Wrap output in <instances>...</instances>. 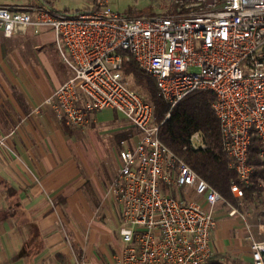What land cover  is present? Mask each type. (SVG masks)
Masks as SVG:
<instances>
[{
	"label": "built area",
	"instance_id": "2783aa9c",
	"mask_svg": "<svg viewBox=\"0 0 264 264\" xmlns=\"http://www.w3.org/2000/svg\"><path fill=\"white\" fill-rule=\"evenodd\" d=\"M166 1L169 12L152 17L112 12L108 0L74 14L41 4L0 6L4 37L54 35L70 71L42 102L57 120L83 128L96 111L110 108L139 132L133 148L120 141L119 166L107 189L120 211L122 247L114 264H206L216 210L228 217L238 213L160 142L151 105L125 81V63L133 61L154 80L169 110L189 93L213 95L220 147L238 179L229 186L234 199L241 201L242 186L251 184L253 139L264 161V0ZM168 118L166 113L163 121ZM189 142L205 149L197 133ZM242 227L250 264H264V217Z\"/></svg>",
	"mask_w": 264,
	"mask_h": 264
},
{
	"label": "crops",
	"instance_id": "0c3cea01",
	"mask_svg": "<svg viewBox=\"0 0 264 264\" xmlns=\"http://www.w3.org/2000/svg\"><path fill=\"white\" fill-rule=\"evenodd\" d=\"M32 3L0 0L4 7L43 5ZM38 34L0 32V264H114L122 247L120 211L107 189L120 141L133 148L139 132L110 108L83 128L57 120L42 102L70 71L54 70L52 82L43 77ZM227 218L216 210L212 250L220 251L227 225L244 240V228ZM244 257L250 264L245 240Z\"/></svg>",
	"mask_w": 264,
	"mask_h": 264
},
{
	"label": "trees",
	"instance_id": "16d2710c",
	"mask_svg": "<svg viewBox=\"0 0 264 264\" xmlns=\"http://www.w3.org/2000/svg\"><path fill=\"white\" fill-rule=\"evenodd\" d=\"M40 1L54 10L44 0ZM58 12L68 14L65 11ZM123 74L132 77L133 85L143 91L144 101L151 105L154 121L159 125L160 142L181 156L228 204L241 210V206L229 191L231 182L237 183L238 179L236 174L227 168L228 159L220 147L219 124L210 107L213 95L201 91L189 93L169 110L168 105L158 96L154 80L140 71L133 61L123 65ZM166 113H169V118L163 121ZM196 133L199 134L205 149H193L190 146L189 139ZM258 147L259 143L253 139L249 149V163L254 167V174L251 184L242 186L245 200H250L253 195L261 192L257 180L264 179V173L256 168L264 164V161L257 157ZM206 264L219 263L208 260Z\"/></svg>",
	"mask_w": 264,
	"mask_h": 264
},
{
	"label": "rangeland",
	"instance_id": "374dc122",
	"mask_svg": "<svg viewBox=\"0 0 264 264\" xmlns=\"http://www.w3.org/2000/svg\"><path fill=\"white\" fill-rule=\"evenodd\" d=\"M9 4H34L35 0H3ZM38 1V0H37ZM56 11H65L68 14H74L76 12H83L85 10H93L96 0H44ZM108 8L112 12L125 14L131 17L135 16H163L169 12L171 3L166 0H108ZM30 37V35H26ZM38 36L44 47L38 49L36 52V61L41 70L43 77L46 80L53 81L51 73L54 70L65 69L66 66L62 64V61L55 48V38L50 31H41ZM49 68H51L49 70ZM56 71H54L55 73ZM125 81L129 87L134 89L141 96L143 91L133 85V79L131 76H125ZM257 171L264 173V164L256 168ZM257 186L261 188L260 194H255L250 200L241 201L237 200V203L241 206V210H238L237 215L234 217H228L225 221L233 222L234 226L242 227L244 223H253L258 218L264 217V179L259 178L257 180ZM233 198V197H232ZM195 200V199H194ZM228 204V203H227ZM230 205V204H229ZM226 206V205H224ZM231 206V205H230ZM218 213H222L223 209H218ZM242 231V230H241ZM244 236V234H243ZM220 251L212 250L213 255L209 260H215L219 264H247V260L244 257V240L242 235L235 234L232 229V225L225 227L224 235L221 239Z\"/></svg>",
	"mask_w": 264,
	"mask_h": 264
}]
</instances>
